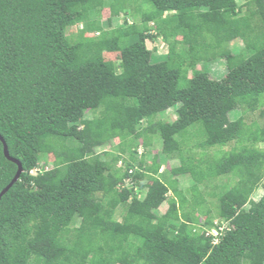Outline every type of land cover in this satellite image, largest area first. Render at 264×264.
Returning <instances> with one entry per match:
<instances>
[{
  "label": "trees",
  "instance_id": "1",
  "mask_svg": "<svg viewBox=\"0 0 264 264\" xmlns=\"http://www.w3.org/2000/svg\"><path fill=\"white\" fill-rule=\"evenodd\" d=\"M158 34L169 53L155 61L147 40ZM235 40L244 46L231 49ZM99 42L121 60H106ZM219 58L222 78L193 71ZM177 103L173 121L158 118ZM255 111L264 118V0H0V133L24 166L0 199V264H264V193L253 199L264 123L244 115ZM154 138L179 156L174 177L198 188L228 175L207 192L215 215L202 191L187 212L178 179L157 154L147 163ZM232 141V151L195 158ZM48 154L52 168L40 165ZM18 168L0 139V193ZM226 222L217 243L205 235Z\"/></svg>",
  "mask_w": 264,
  "mask_h": 264
},
{
  "label": "rangeland",
  "instance_id": "2",
  "mask_svg": "<svg viewBox=\"0 0 264 264\" xmlns=\"http://www.w3.org/2000/svg\"><path fill=\"white\" fill-rule=\"evenodd\" d=\"M110 16H111V13H110L109 8H105L102 11V17H103V23L104 24H107L109 22ZM128 18L130 19L131 23L137 21V19L135 20L131 14L128 15ZM77 32H78V29L76 27H72L68 30L69 34L74 33V35H75V34H77ZM147 42H148V47L153 50V59L155 61L164 59L165 56L169 53V43L163 38L162 35L158 34L156 39H149V40H147ZM243 46H244V42L242 40H235V41H232L230 43L231 49H240ZM98 47H99V50L103 52L106 60H113L116 62H119L121 60L120 52L109 51L106 42H99ZM182 47H187V46L180 44L179 49H178L179 52H182ZM195 70H196V72H200L202 70L206 71L208 73L209 77L214 78V79L222 78L223 76L226 75V71H227L225 60L221 59V58L216 59L213 62L203 60L197 64V67L193 71H195ZM193 71L189 70L187 72L189 74V78L193 76ZM180 84L182 87H185L188 84V80H187L185 75L182 77ZM181 105H182V103H177L176 105L169 108L168 110L160 113L158 118L162 119V120H169V122L173 121L174 119L171 120L170 117L175 116L176 114L178 116V110L180 109ZM240 111L242 112L241 108L239 109L238 113H235L236 110L232 111L230 113L231 118L236 119V116L240 115V113H239ZM244 115H245V118H246V121L248 124L252 123L253 121H257L260 124L264 123V118L261 117L260 111H255L253 113L252 112H246ZM145 125H146V122H145ZM162 144H163L162 140L160 141L159 139L154 138V143L152 145H150L147 150H145V153L147 155V163L150 164L153 160V156L157 154L159 157V160L162 164L161 171H166V173L168 171H170L173 173V170L181 164L179 156H174L172 158H168L167 156H165L161 152L162 151ZM239 145H240V143H238L237 141H232L225 146H217L215 148L209 149L207 155L202 154V151H203L202 148H196L194 150L195 151V158L198 161V160H201L202 158H205V157H213V156L222 155L223 153H225L227 151H232L236 146H239ZM111 146H112V143L108 144L106 146L100 147L99 151L103 152L105 150H111L112 149ZM258 146L263 148L264 143H260ZM142 151H144L143 148L140 149V152H142ZM186 154L191 155L187 151H186ZM129 156H130V152L127 151L126 157L129 158ZM43 164H46V168H52L56 164V159H55L54 154H48V155L43 156V159L41 160L40 165H43ZM36 173H37L36 170L32 172V174H36ZM169 174H171V173H169ZM173 175H174V173L171 174L169 181H171L175 178L178 179L179 189L184 190V192L186 193L185 195L188 199V204L185 207L187 212L190 211L192 208L191 194L193 193V191L194 192L195 191H202L207 196L208 191H210V190L218 191V188H216L217 186H219V189H220L222 185H225L227 177H228V175H222L221 177H218V178L211 180L207 184H198V188H197V185L195 184V181L193 180V178H191L189 176H183L182 177L179 175H178L179 177H177V176L174 177ZM229 179L233 180V177L230 175ZM214 186H216V187H214ZM188 190H189V192H188ZM263 193H264V180L262 181L259 189L253 194V199L258 200L262 196ZM144 196H145V192L141 191L139 193L138 197L142 199V198H144ZM175 199H177V195L172 190L169 193V201H173ZM207 199H208L207 205L205 206L206 209H204V210L211 209L213 211L212 214L215 215V213L217 211V208L215 205V203H216L215 200H217V198L215 196L213 197V196L208 195ZM168 206H169V203H168V201H166L156 211L160 215H165V212H166ZM201 208L202 207L197 208L195 213L202 217L205 215L200 214ZM218 211H219V208H218ZM124 213H125L124 208L119 207V209L117 211L118 218L121 219L122 216L124 215ZM216 221H219V220L217 219ZM76 224H79V223H76ZM76 224H75V226H76Z\"/></svg>",
  "mask_w": 264,
  "mask_h": 264
},
{
  "label": "water",
  "instance_id": "3",
  "mask_svg": "<svg viewBox=\"0 0 264 264\" xmlns=\"http://www.w3.org/2000/svg\"><path fill=\"white\" fill-rule=\"evenodd\" d=\"M0 139L2 140L3 144H4V153H5V156L18 164L19 168H18V171L15 175V177L13 178V180L11 181V183L6 186L2 192L0 193V199L2 198V196L8 192V190L20 179L22 173L24 172V166H23V163L16 157L12 156L11 153H10V150H9V146H8V143L7 141L5 140V138L1 135L0 133Z\"/></svg>",
  "mask_w": 264,
  "mask_h": 264
},
{
  "label": "clouds",
  "instance_id": "4",
  "mask_svg": "<svg viewBox=\"0 0 264 264\" xmlns=\"http://www.w3.org/2000/svg\"><path fill=\"white\" fill-rule=\"evenodd\" d=\"M216 223L218 224L219 223V221H216ZM227 226H228V223L226 222V223H224V224H222V225H218V226H216V227H213L212 229H209L206 233H205V235H208V236H213V240H214V242L215 243H217L219 240H220V231H222V230H226L227 229ZM214 230H218V233H213L214 232ZM203 230H201L200 229V232H202Z\"/></svg>",
  "mask_w": 264,
  "mask_h": 264
},
{
  "label": "built area",
  "instance_id": "5",
  "mask_svg": "<svg viewBox=\"0 0 264 264\" xmlns=\"http://www.w3.org/2000/svg\"><path fill=\"white\" fill-rule=\"evenodd\" d=\"M33 171H35V170H32V172H33ZM36 171H37V170H36ZM213 233H218V230H214V232H213Z\"/></svg>",
  "mask_w": 264,
  "mask_h": 264
}]
</instances>
